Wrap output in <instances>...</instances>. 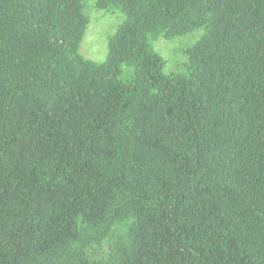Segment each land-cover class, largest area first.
Segmentation results:
<instances>
[{"label": "trees", "instance_id": "trees-1", "mask_svg": "<svg viewBox=\"0 0 264 264\" xmlns=\"http://www.w3.org/2000/svg\"><path fill=\"white\" fill-rule=\"evenodd\" d=\"M95 5L0 0V264H264V0Z\"/></svg>", "mask_w": 264, "mask_h": 264}, {"label": "rangeland", "instance_id": "rangeland-1", "mask_svg": "<svg viewBox=\"0 0 264 264\" xmlns=\"http://www.w3.org/2000/svg\"><path fill=\"white\" fill-rule=\"evenodd\" d=\"M84 13L88 23L78 52L87 59L102 62L107 54L108 38L114 33L123 16L117 9H98L95 0H84ZM200 34L201 30H195L172 38L161 35L150 37L154 51L164 59L165 73H187L188 58L185 49L195 42ZM128 74L129 70L124 68L123 78Z\"/></svg>", "mask_w": 264, "mask_h": 264}]
</instances>
